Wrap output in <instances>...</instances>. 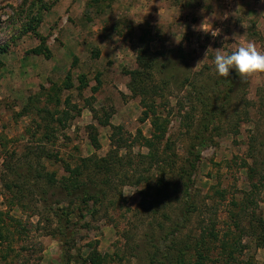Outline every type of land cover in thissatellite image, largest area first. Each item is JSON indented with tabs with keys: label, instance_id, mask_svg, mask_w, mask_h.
Wrapping results in <instances>:
<instances>
[{
	"label": "rangeland",
	"instance_id": "1",
	"mask_svg": "<svg viewBox=\"0 0 264 264\" xmlns=\"http://www.w3.org/2000/svg\"><path fill=\"white\" fill-rule=\"evenodd\" d=\"M249 41L264 0H0V264H264V73L212 61Z\"/></svg>",
	"mask_w": 264,
	"mask_h": 264
},
{
	"label": "trees",
	"instance_id": "2",
	"mask_svg": "<svg viewBox=\"0 0 264 264\" xmlns=\"http://www.w3.org/2000/svg\"><path fill=\"white\" fill-rule=\"evenodd\" d=\"M4 49H5V46L0 45V52L4 51ZM31 51L39 52V49L36 47V48H33ZM127 73L131 76V79H132V78H135V76L139 73V69L135 68V69L129 70ZM224 79H229V78L224 77ZM222 80H223L222 78H216L215 79V81L212 85V88H210L211 89L210 93H208V96L205 99V103H207L211 107V109L209 110L210 112H207L208 119L210 121L218 120V118L220 117L219 115L222 113L224 106L227 104V101H229L230 86H228L227 83L225 86H220ZM189 85L191 86V90L196 93L197 97L203 98L200 94V89L198 86H196L194 84L192 85L191 83ZM143 114L146 115L147 111L143 110ZM207 128H208V123H205L203 125V129L206 131ZM119 130H120V126H115V129L110 134V139H111V141H113V143L115 142V144H113L115 146H114V148L109 150L108 155H112L116 151L113 149H117L120 147V144L118 143L120 140H125V138L119 136V134H118ZM115 134L116 135L118 134L117 140L114 139ZM203 138H204V136H203ZM91 141H93V143H96L95 139L91 138ZM144 141H149V139L145 138ZM166 147L168 148L167 145H166ZM89 159L92 160L93 157H90ZM83 161H84V159H83ZM107 162H109L107 157H102V158H100V160H94V163L97 165V167L99 169L101 167H103L105 170H108V168H109V166H107ZM66 169L70 172V174L68 176L61 178V184H62V187L65 189L66 193L73 195L72 197L77 195V197H80L81 201H86L89 199L94 204L99 199L98 197H100L102 195L101 191H103V190L100 189L98 191H92V192L89 191L88 189H86L87 181L79 180L78 177L75 176V173L78 170L77 167L70 169L67 166ZM25 176L27 178L26 174H24V177ZM53 177H54L53 172L48 174V180L50 182L53 181V179H54ZM104 181L106 182L107 180L104 179ZM40 196H41V200L43 202V206H45V207L47 206V209H49V211L52 213V215L55 217V219L57 221L61 222L62 218H61L60 213L58 212L59 208L53 207L51 204H49L48 200L45 198V196L43 194H40ZM192 204H193L192 202H189V205H192ZM0 216H1V213H0ZM80 217H82V216L80 215ZM262 222L264 223V221H262ZM232 254H233V251L228 252L229 257H232ZM198 257L200 259L201 254H199ZM177 260H178L177 263L184 264L180 257H178Z\"/></svg>",
	"mask_w": 264,
	"mask_h": 264
},
{
	"label": "clouds",
	"instance_id": "3",
	"mask_svg": "<svg viewBox=\"0 0 264 264\" xmlns=\"http://www.w3.org/2000/svg\"><path fill=\"white\" fill-rule=\"evenodd\" d=\"M200 29L207 32L210 28L200 27ZM211 35H213V30ZM179 41L176 40V42ZM212 61L216 74L222 77H228L230 70H234L241 79L264 73V50L257 49L250 41L240 43L232 49L216 50Z\"/></svg>",
	"mask_w": 264,
	"mask_h": 264
}]
</instances>
